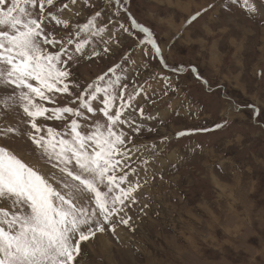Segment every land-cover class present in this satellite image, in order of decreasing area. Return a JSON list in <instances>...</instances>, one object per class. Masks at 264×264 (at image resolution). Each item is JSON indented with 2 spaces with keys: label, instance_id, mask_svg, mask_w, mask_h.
I'll use <instances>...</instances> for the list:
<instances>
[{
  "label": "snow or ice",
  "instance_id": "obj_1",
  "mask_svg": "<svg viewBox=\"0 0 264 264\" xmlns=\"http://www.w3.org/2000/svg\"><path fill=\"white\" fill-rule=\"evenodd\" d=\"M83 2L95 9L94 14L74 25L59 14L77 0H0V109L19 108L26 118L21 122L29 126L26 133L18 126H0V136L27 135L35 159L29 163L0 145V264H82L86 257L82 243L86 248L88 241L108 233L119 240L121 227L135 232L129 209L150 199L143 189L157 175L151 165L161 151L159 145L169 140L164 136L159 142L133 144L142 131H156L145 121L159 119V113L149 114L141 101L155 104L170 91L179 92L162 72L139 80L143 57L158 59L162 69L174 73L189 68L167 62L152 30L131 14L128 0ZM213 7L196 11L186 23L191 25ZM221 7L227 8V2ZM243 7L250 15H264V0H243ZM51 21L65 34L52 31ZM140 33V64L126 53L86 85L73 78L72 69L81 58H112L121 34L137 38ZM190 71L210 89L195 66ZM151 81L162 82V89ZM57 94L72 97L69 103L76 106H59ZM172 104L169 97L170 109ZM181 106L189 111L192 107ZM229 106L261 115L254 103ZM97 113L104 122L87 123ZM4 115L0 111V121ZM48 121L63 126L56 128ZM230 123L224 117L213 128L182 130L176 137L223 130ZM148 206L143 204L141 212Z\"/></svg>",
  "mask_w": 264,
  "mask_h": 264
},
{
  "label": "rangeland",
  "instance_id": "obj_2",
  "mask_svg": "<svg viewBox=\"0 0 264 264\" xmlns=\"http://www.w3.org/2000/svg\"><path fill=\"white\" fill-rule=\"evenodd\" d=\"M226 2L228 7H221ZM209 4L215 7L191 25L186 23ZM128 6L131 14L152 30L167 62L189 70L174 73L162 69L158 59L143 57L138 48L142 33L137 38L121 34L112 58H81L73 67V78L83 86L121 55L131 53L137 64L141 57L145 62L139 80H149L162 72L179 88V92L170 91L155 104L141 101L149 114L158 112L159 119L145 121L156 131H142L134 136L133 144L159 142L164 136L169 140L159 145L161 151L151 165L157 175L143 189L150 199L129 209L137 230L121 227L119 240L108 233L88 241L86 248L82 243L86 251L82 264H264L262 210L252 206L249 212L248 205H244L241 214L232 215L225 200H241L244 196L248 204L250 197L264 194V76L259 75L264 72V15H250L243 0L235 4L231 0H128ZM69 9L59 15L74 25L83 24L95 11L83 0H77L76 5L69 3ZM49 28L58 35L66 32L54 21ZM191 66L209 81L210 89L195 78ZM151 82L158 91L162 89V82ZM169 97L173 101L171 109L167 106ZM71 99L57 94L59 106H76L70 105ZM250 103L261 109L259 117L251 109L235 111L229 106ZM182 104H191V110ZM0 111L5 112L0 126H18L22 133L29 130L21 122L26 118L19 108ZM224 117L231 123L223 130L176 137L182 130L213 128ZM95 120L104 122L102 114L97 113L87 123ZM47 123L56 128L63 126L58 121ZM0 145L29 163L35 162L34 145L27 135L0 136ZM144 175L141 172V178ZM145 203L149 206L141 212Z\"/></svg>",
  "mask_w": 264,
  "mask_h": 264
},
{
  "label": "crops",
  "instance_id": "obj_3",
  "mask_svg": "<svg viewBox=\"0 0 264 264\" xmlns=\"http://www.w3.org/2000/svg\"><path fill=\"white\" fill-rule=\"evenodd\" d=\"M234 190H236V189L234 188ZM234 190L232 188L231 191L234 193V192H236ZM224 194H226V193H224ZM238 198H240V197H237V200H229V199H227L225 197V200H226V203H227V207L229 208V210H231V214L232 215H236L237 216V215L241 214L242 208H244V205H248L249 212H250V210L253 209L252 206H255V208H257V210H262L260 212V215H261L262 219H264V194L261 195V197H259V196H257V197H250L248 199L249 200L248 204L245 202L244 196L242 197V199H244V200H242V199L241 200H238ZM261 206H263V207H261ZM260 207H261V209H260ZM244 211H245V213H246V215L248 217L250 215L249 212H248V209H245ZM238 220H240V221L243 222V219L242 218H239Z\"/></svg>",
  "mask_w": 264,
  "mask_h": 264
},
{
  "label": "bare ground",
  "instance_id": "obj_4",
  "mask_svg": "<svg viewBox=\"0 0 264 264\" xmlns=\"http://www.w3.org/2000/svg\"><path fill=\"white\" fill-rule=\"evenodd\" d=\"M122 237H123V238H126L123 234H121V238H122ZM98 239H99V238H98ZM103 239H104V236H102V238H101L100 240H103ZM104 243H106V244H108V245L110 244L108 241H107V242L105 241ZM82 246H84V245H82ZM83 248H84V247H83ZM108 253H109V252H108Z\"/></svg>",
  "mask_w": 264,
  "mask_h": 264
}]
</instances>
